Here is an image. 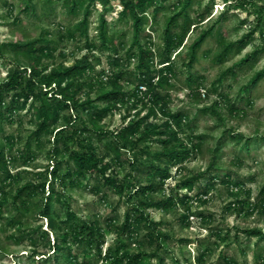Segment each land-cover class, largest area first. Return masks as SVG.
Returning a JSON list of instances; mask_svg holds the SVG:
<instances>
[{"label": "rangeland", "instance_id": "1", "mask_svg": "<svg viewBox=\"0 0 264 264\" xmlns=\"http://www.w3.org/2000/svg\"><path fill=\"white\" fill-rule=\"evenodd\" d=\"M183 1L184 3L182 0H158L162 9L156 19H152V13L148 11L149 22L144 25L140 36L142 40L148 41L146 35L149 33L156 43L154 48L161 49L166 20L173 11L187 7L195 17L199 12L209 10L210 17L190 31L179 48L181 54L175 58L177 74L172 79V88L159 89L166 95L171 113L182 112L187 115L181 126L183 142L188 147H193L195 142L201 140V149L192 148L189 157L184 162L171 166V176L161 182L158 177L155 178L151 168L152 164L164 167L168 162L166 158L162 159L157 155L162 148L158 140L161 136L150 135L138 140L132 147L122 149L121 155L116 157L112 151H108L106 143L109 140L104 136L99 138L90 130L85 135H92L98 154L112 162L107 173L117 177V184H106L101 174L88 175L79 184H67L63 189L56 183L57 191L61 192V200L56 201L53 195L52 213L57 217L56 221L60 224L63 222L62 226L66 227L64 220L68 206L82 219H98L105 233L103 251L122 242L130 252H151L155 245L148 243L145 234L153 227L155 233H166V237L161 240L160 249L165 264H224L225 257L231 258L233 264H264V237L259 238L246 232L247 229L256 228L264 233V75L259 81L252 83L254 76L264 71V0H232L233 3H238L234 8L225 0H213V3L212 0H192L189 4L187 0ZM25 2L26 0H0V82L5 80L18 63L25 64L27 60L10 48H3L2 45L7 42L26 43L40 40L44 36L51 39L57 50L54 59L47 61L49 66L61 61L69 65L74 58L89 53L85 48V37L77 34L73 40L59 38L64 27H72L81 20L85 9L80 15L73 16L60 0H33L34 8L25 12L22 10ZM176 4H179L178 7ZM86 5L91 9L89 38L97 39L99 17L104 15L110 33L116 35L124 68L134 71L137 58L132 57L134 50H130L133 25L130 19L121 17L120 0H109L107 3L104 0H88ZM210 28L212 30L197 50L192 67L188 68V60L184 58V54L198 40V36ZM251 29H254L252 36L240 49L239 39ZM41 43L43 42L39 41L37 45ZM228 45L231 47L226 50ZM95 54L100 55L102 60L96 72L101 69L108 71V56L111 52L96 50ZM175 54L176 52L172 58ZM230 67H233L234 72L218 82ZM189 76L198 77L202 84L197 87V83H194L190 87L187 80ZM103 78L106 80V76ZM127 80L126 99L134 101L131 94L136 87L138 96L145 98L146 91H140L138 80L135 81L134 76L130 77L129 74L123 81ZM202 88L206 89V96L202 95ZM99 92H93L92 97ZM10 104L11 93L5 99L4 109ZM231 104L239 107L241 112L232 114L229 109ZM126 105V102L119 101L117 108L106 114L102 120L105 129H118L128 123L135 111L140 109H132L130 116L124 118L127 113ZM213 105L216 112L212 110ZM65 113L72 115L75 126L80 124L76 117L77 111L69 109ZM89 113L87 111L85 117ZM144 113L145 110H142L141 114ZM9 117L11 120L0 117V144H6L4 137L7 135L17 137L14 146L9 148L8 145L6 148L8 163L12 156L22 151L34 129L28 105ZM151 120L162 122L165 119L159 114ZM233 132L240 133L243 137L237 139L232 135ZM246 139H249L248 143ZM53 141L52 134L44 138L39 146L32 138L30 153L31 156L35 155L34 160L24 166L22 158H19L12 166L17 169L28 168L30 171L22 181L6 189L4 218L0 219V264H45V255L53 257L47 264H55L52 248L55 233L49 231L46 239H42L41 232L32 233L37 227H41V230L50 229L47 219L40 217L38 212L42 201L51 191L49 185H52L50 181L54 178L50 175L53 160L56 159L51 154ZM60 144L62 145V140ZM74 147L78 148L77 143H74ZM57 159L62 158L59 156ZM210 165L214 169L208 172ZM188 179L194 181L191 191L184 183ZM153 180L155 190L147 197L135 191V186L145 185ZM41 182H45L44 194L24 198L27 210L20 209L22 225H7L8 220L17 216L20 211L15 206L20 202H13L16 190L25 184L35 185ZM120 185L123 187L121 192L118 191ZM185 193L190 197L187 203L178 201L169 209L139 203L141 200L166 199L170 195L176 197ZM133 207L143 209L154 224L151 227L147 223L135 226V234H121L119 230L125 213L128 210L134 212ZM85 247V244L75 245L74 252L82 258ZM33 249L38 251L36 256L31 255ZM257 254L260 255L259 258ZM87 257L91 260L88 264H104L95 252L89 253ZM158 262L156 257L145 258V264ZM59 263L64 264L61 259Z\"/></svg>", "mask_w": 264, "mask_h": 264}, {"label": "trees", "instance_id": "2", "mask_svg": "<svg viewBox=\"0 0 264 264\" xmlns=\"http://www.w3.org/2000/svg\"><path fill=\"white\" fill-rule=\"evenodd\" d=\"M64 8L70 15L78 16L81 11L85 9L81 20L74 26L64 27V31L60 32V40H73L76 35L85 37V45L89 53H85L81 57L74 58L73 63L67 65L65 62H53L49 66L47 61L54 59L56 45H52V40L44 36L40 40L20 43L7 42L2 45L3 48H10L17 54L26 57V63H18L17 67L8 74V76L0 82V117L11 120L13 113L19 109H24L27 105L32 114L34 122V129L30 132L29 140L22 151L17 155L11 157L8 163L6 148L14 146L17 137L14 135H7L6 144H0V219L4 218V197H6V189L14 183L22 181L25 174L29 173L30 169H17L12 167L16 164L19 158H22L24 166H28L34 156H31V142L33 138L37 145L42 144V140L50 135H54L53 147L51 154L53 158V167L50 172L54 178L50 183L51 191L42 201V207L39 209V216L47 219V224L50 229L41 230L37 227L32 230V233H40L42 239L49 236V231L55 233V238L52 243L54 252L55 264H60L61 259L64 264H88L91 260L88 259L89 253L95 252L104 264H145L146 257H156L158 264H165L163 256L160 254L162 248V238L166 237V233H155L152 227L145 235L150 245H155L151 252H130L125 249L122 242L116 243L115 246L107 247L103 251L105 243V233L98 219L88 221L82 219L69 206L66 207V218L63 222L58 223L52 211L53 195L55 200L60 201L61 192L57 191L55 184L59 183L63 189L67 184L75 186L80 183L83 177L94 174H101L104 176V181L108 185H116L117 177L108 174L107 171L111 169L112 162L99 155L97 147L94 145L93 136L85 135L90 130L94 131L99 138L102 136L109 140L106 143L108 151H112L116 157L121 155L122 149L132 147L138 140H143L150 135L161 136L159 142L162 148L157 152L159 158H166L167 165L164 167L158 165H151L155 178L158 177L161 182H165L171 175L170 168L176 164L185 161L191 154V149L200 150L201 140L195 142L193 147H188L183 142L181 137V126L183 119H186V114L182 112L171 113L167 106L166 95H163L159 89H171L172 79L176 76V55H180L179 48L184 44L187 34L193 31L203 21L210 17L209 10L199 12L193 17L187 7H180L173 11L170 15L162 33V48L155 49L154 43L149 33L146 37L148 41L142 40L140 34L144 29V25L149 22V10L152 13L151 18L156 19L157 14L161 11L162 6L159 5L158 0H120L122 9L120 11L121 17L128 18L133 25V41L131 44L132 57L137 58V64L134 71H128L124 68V62L119 55V44L114 33H110L107 21L104 15L99 17V25L97 32V39L89 38V23L91 16V9L86 5L88 0H60ZM230 2L233 8L237 6V2L232 0H225ZM109 2V0H104ZM187 4L192 0H187ZM182 3L184 1L182 0ZM213 3V0H212ZM176 4L175 6L178 7ZM33 0H26L24 7L25 12H30L34 8ZM181 6V5H180ZM193 25V27H192ZM213 28V27H212ZM212 28L205 33L198 36V40L190 45V49L184 54V58L188 60L187 67L191 68L196 58L197 50L201 47L204 40L207 38ZM62 29V28H61ZM254 29H251L246 35L239 39V48H243L247 39L252 36ZM42 41L40 45H37ZM122 44V43H120ZM231 45L226 47L228 50ZM110 51L108 56L109 70L101 69L96 72V68L101 64L100 55H96L95 51ZM176 52L175 57L172 58L173 53ZM131 57V56H130ZM234 72L233 67H230L219 78L220 82L224 76ZM134 76V80H138V85L144 84L147 87L145 98L139 97L137 87L132 92L134 101L131 102L127 98L125 90L126 82L123 81L126 75ZM264 75V71L257 73L252 80V83L259 81ZM106 76V80L103 78ZM134 80L132 82H134ZM188 85L191 87L194 83L202 84L198 81V77H188ZM103 89V90H102ZM100 91L95 97H92L93 92ZM217 90L216 88L214 89ZM11 93V104L5 107V99ZM200 94V93H198ZM30 101V103H28ZM126 102L127 113L124 118L130 116L132 109H138L132 115L129 122L119 127L116 130H107L102 125V120L109 111L117 108L118 102ZM102 102V105H99ZM218 103V102H216ZM217 105V104H216ZM140 106V107H139ZM72 109L77 111L76 117L80 120V124L75 126L73 124V117L71 114L65 113ZM230 112H241V109L235 104H231ZM145 110L144 114H141ZM212 110L216 112L213 105ZM90 113L85 117L86 112ZM161 115L165 120L162 122L152 121L151 118H157ZM85 117V118H84ZM91 124V127L90 125ZM110 135V139L108 136ZM232 135L241 139L243 137L240 133H232ZM62 140V145L60 141ZM249 139H246L248 143ZM50 142V138L48 139ZM77 143L78 148L74 147ZM11 154V152H10ZM62 159H57L58 157ZM66 158V159H65ZM72 163V165H71ZM11 164V165H10ZM214 169L210 165L209 171ZM154 181L135 186V191L147 197L148 194L155 190ZM185 185L191 191L194 188V181L186 180ZM239 184V182H236ZM118 191H122L120 185ZM41 191V192H40ZM206 194V190L204 191ZM45 193V182L39 184L23 185L16 190L13 195V202H20L15 205L17 210L24 208L27 210L26 196L32 198L36 194ZM190 199L188 193L174 197L170 195L168 198L159 200H141L139 203L146 206L157 207L162 209H169L176 202L181 201L187 203ZM134 212L128 210L125 213V219L119 233L135 234V226H142L147 223L150 226L151 221L149 216L143 209L133 207ZM21 211V212H20ZM18 211L17 216H13L7 225H22L21 217L22 210ZM135 213H137L135 215ZM112 223V221H109ZM151 227V226H150ZM149 227V228H150ZM41 230V231H40ZM251 235L259 238L264 237L261 229H247ZM50 242V241H49ZM85 244V251L81 258L79 254L74 252V246ZM153 247V246H152ZM38 251L33 249L32 256H36ZM45 255L46 263L53 257ZM202 256V255H201ZM260 255L257 254V258ZM202 258V257H201ZM224 264H233V260L229 257L224 258ZM201 260V259H200Z\"/></svg>", "mask_w": 264, "mask_h": 264}, {"label": "built area", "instance_id": "3", "mask_svg": "<svg viewBox=\"0 0 264 264\" xmlns=\"http://www.w3.org/2000/svg\"><path fill=\"white\" fill-rule=\"evenodd\" d=\"M140 88H141L140 89L141 92H144L147 90V87L144 84H140ZM202 95L206 96V89L205 88H202Z\"/></svg>", "mask_w": 264, "mask_h": 264}]
</instances>
